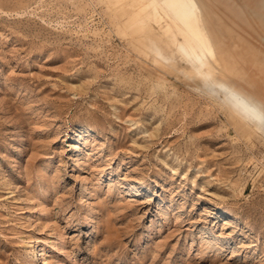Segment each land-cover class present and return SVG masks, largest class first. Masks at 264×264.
Masks as SVG:
<instances>
[{
	"label": "rangeland",
	"instance_id": "obj_1",
	"mask_svg": "<svg viewBox=\"0 0 264 264\" xmlns=\"http://www.w3.org/2000/svg\"><path fill=\"white\" fill-rule=\"evenodd\" d=\"M184 1L0 0V264H264V0Z\"/></svg>",
	"mask_w": 264,
	"mask_h": 264
},
{
	"label": "bare ground",
	"instance_id": "obj_2",
	"mask_svg": "<svg viewBox=\"0 0 264 264\" xmlns=\"http://www.w3.org/2000/svg\"><path fill=\"white\" fill-rule=\"evenodd\" d=\"M154 1L156 4H158L160 7H162L165 10L166 15L171 22V25L169 26V32H170L169 41L173 42L171 38L172 26L182 30L181 32H183V34L186 35V39L189 41V31L193 30L194 27H193V20L191 18L190 13H188L185 1L184 0H154ZM181 45H182L181 42H177L175 46H181ZM263 54H264V47L255 48L254 50L255 58L258 59L261 56H263ZM234 106H233L234 109L230 108V110L232 115L235 116V118H237V124L240 127H246L247 126L246 124L248 123L247 120H251V119L252 121L254 120V118L251 115L243 111L240 107H238L237 105ZM260 127L264 129L263 125Z\"/></svg>",
	"mask_w": 264,
	"mask_h": 264
}]
</instances>
